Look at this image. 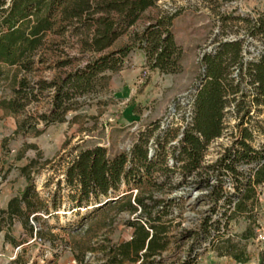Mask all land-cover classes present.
I'll list each match as a JSON object with an SVG mask.
<instances>
[{
    "label": "trees",
    "instance_id": "obj_1",
    "mask_svg": "<svg viewBox=\"0 0 264 264\" xmlns=\"http://www.w3.org/2000/svg\"><path fill=\"white\" fill-rule=\"evenodd\" d=\"M159 1L0 0V111L15 117L24 116L14 137L33 130L39 136L41 132L37 128L40 123L47 128L67 122L73 124L78 115L72 119L68 115L81 110L85 102H81V98L94 93L98 83L107 80V72L121 71L134 51L144 53L146 66L152 71L181 73L184 52L173 32L174 20L179 15L177 11H159L149 18L150 22L143 31L134 32L129 43L116 48L145 13L158 9ZM240 20L249 25L250 36L262 42L260 57L246 61L243 40L222 42L203 57L205 72L194 99L193 122L184 130L175 160L188 173L201 170L209 144L224 133L227 108L237 103L234 107L239 115V135L234 145L207 168L224 176H233L236 182L233 198H237L235 214L251 220L259 202L257 188L264 186V143L259 149L252 145L255 139L252 128H257L264 137V127L250 125L252 107H264V12L254 19ZM53 65L62 70L58 77L52 81L43 77L37 79L36 76ZM247 93L254 96L248 103L245 101ZM46 100L50 105L47 112L40 114L33 110ZM6 141L3 148L8 155ZM147 143H137L130 154L120 153L113 158L102 146L83 149L66 171V186L72 192L69 198L75 203L73 209L78 212L104 209L116 202H122V209L132 214L140 212L128 223L132 239L114 247L107 255V264L169 263L163 256L169 245L165 221L168 211L160 209V203L153 198L147 203L139 188H136L138 194L132 201L131 183L141 187L145 178L150 181L155 167L162 163L160 156L150 157ZM28 150L38 148L27 145L17 160H23ZM41 156L39 152L37 158L20 168L26 186L8 202L6 209L0 211V233L5 225L10 231L14 222L21 220L33 236L35 229L31 218L38 221L40 214L52 215L62 208L57 195L48 201L36 193L35 178L49 163L41 164ZM251 164L254 167L248 173L239 171L241 166ZM243 175L242 181L240 176ZM149 181L146 183L150 185ZM224 196L215 195V205ZM220 230L218 221L205 220L201 230L192 236L196 242L190 246L183 263L198 262L202 253L200 243H206L207 237L228 245L221 256L230 257L237 263H247L249 259L245 251L236 245L231 246L230 238L219 236ZM36 234L40 235V231ZM6 236L15 242L9 234ZM254 236L250 227L243 234L245 240ZM258 264H264V251L259 254Z\"/></svg>",
    "mask_w": 264,
    "mask_h": 264
},
{
    "label": "rangeland",
    "instance_id": "obj_2",
    "mask_svg": "<svg viewBox=\"0 0 264 264\" xmlns=\"http://www.w3.org/2000/svg\"><path fill=\"white\" fill-rule=\"evenodd\" d=\"M159 11L179 13L173 32L184 52L181 73L152 71L146 66L144 53L134 51L121 71L107 72V80L100 81L94 93L81 98V102L85 100L81 110L68 115L69 119L78 115L73 124L67 122L47 128L40 123L39 136L33 130L14 137L24 116L15 117L0 111V211L26 186L20 168L37 158L39 152L42 154L40 163H49L35 178L36 193L48 201L57 195L62 203L60 211L40 214L38 221L30 219L35 229L33 236L21 220H16L10 231L5 225L0 233V264H107V255L114 247L130 238L132 229L128 223L140 212L132 214L122 209V202L100 210L78 212L69 198L72 192L66 186V171L83 149L102 146L113 158L120 153L130 154L137 143L146 141L150 157L158 155L162 163L155 167L150 181L145 178L141 187L131 183L132 201L139 188L147 203L153 198L160 203V209L168 211L165 221L169 245L163 253L167 261L171 264L186 255L196 242L192 236L201 230L205 220H211L220 223L219 236L230 238L231 246L245 251L249 259L246 264L258 263L259 254L264 251V242L257 241L258 235L264 234V186L257 188L259 202L253 210V218L248 220L246 216L235 214L237 198H233L236 192L233 176L207 168L234 145L239 135V115L234 107L237 103L227 108L224 133L209 144L201 170L188 173L175 158L184 130L193 122L194 99L205 72L203 57L222 42L243 40L245 60L258 59L262 42L250 36L249 25L240 19H254L264 12V0H160L158 9L145 13L116 48L129 43L134 32L143 31L149 18ZM61 71L53 65L36 77L52 81ZM124 87L129 89V94L115 96ZM253 99L254 96L247 93L246 103ZM49 107L46 100L33 110L42 114ZM251 111L250 125L264 127V107L253 106ZM252 130L255 138L252 145L259 149L264 137L257 128ZM5 139L8 155L3 148ZM27 145H35L38 150H28L23 160H17ZM253 167L254 164L243 165L239 171L246 174ZM244 177L240 179L243 181ZM215 195H225V198L215 205ZM228 198L230 200H226ZM249 227L256 236L245 240L243 234ZM7 234L15 242L9 240ZM200 244L199 264H234L232 259H221V253L228 247L223 241L207 237V242Z\"/></svg>",
    "mask_w": 264,
    "mask_h": 264
},
{
    "label": "built area",
    "instance_id": "obj_3",
    "mask_svg": "<svg viewBox=\"0 0 264 264\" xmlns=\"http://www.w3.org/2000/svg\"><path fill=\"white\" fill-rule=\"evenodd\" d=\"M131 239H132V233H131L130 238H129L126 242L130 241ZM257 241H258V242H264V234H263V233H260V234L258 235V237H257ZM185 257H186V255H184L179 261L173 262V263H171V264H184L183 262H184V260H185ZM233 262H234V264H246V263H237L236 261H233ZM138 264H141V262H139ZM168 264H170V263H168ZM195 264H199V263L197 262V263H195ZM257 264H258V263H257Z\"/></svg>",
    "mask_w": 264,
    "mask_h": 264
},
{
    "label": "crops",
    "instance_id": "obj_4",
    "mask_svg": "<svg viewBox=\"0 0 264 264\" xmlns=\"http://www.w3.org/2000/svg\"><path fill=\"white\" fill-rule=\"evenodd\" d=\"M128 90L129 89H127V87H124V88H122V90H119L118 93L115 96H117V97L118 96L123 97L125 95H128L129 94V91ZM221 259H230L231 260L230 257H226V256H221Z\"/></svg>",
    "mask_w": 264,
    "mask_h": 264
}]
</instances>
